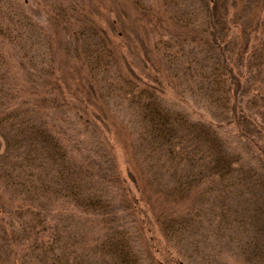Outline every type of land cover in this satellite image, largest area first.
<instances>
[{"label":"trees","instance_id":"16d2710c","mask_svg":"<svg viewBox=\"0 0 264 264\" xmlns=\"http://www.w3.org/2000/svg\"><path fill=\"white\" fill-rule=\"evenodd\" d=\"M262 3L0 0V264H264V61L246 39ZM163 81L206 119L166 105ZM109 108L132 116L134 191Z\"/></svg>","mask_w":264,"mask_h":264},{"label":"rangeland","instance_id":"374dc122","mask_svg":"<svg viewBox=\"0 0 264 264\" xmlns=\"http://www.w3.org/2000/svg\"><path fill=\"white\" fill-rule=\"evenodd\" d=\"M262 4L264 7V0ZM254 16L256 17L258 15L254 14ZM230 36H232V38L233 36H235V39L233 38L234 42L232 45L234 44L239 45L240 42L241 43L244 42V38H242V34L240 30L238 29H231ZM257 36L258 37H256L255 34L253 33H249L246 39L248 40L250 44L249 47L253 50L251 52L252 53L256 52L255 54H257L258 56L261 55L260 57L264 61V35H257ZM38 43L39 42H37L35 46L36 50L34 51V54H36L37 52L40 53L43 51L41 49V51L39 52ZM11 73H12L11 75L14 76L13 77L14 86L16 88L24 89L26 85L20 79L19 75L15 72V70H12ZM163 82H164L163 83L164 95L162 96V99L163 101H165L166 105L170 106V108L174 109L175 111L185 113L192 120H198L200 118L203 120L206 119L205 113H203V111L199 109L200 108L199 105H197L193 101V99H191L188 96L187 93L184 95L185 97L182 98V96L180 97L178 95L177 89L176 87H174V84H168L167 86L166 85L167 82L166 81H163ZM109 110L115 117V120L113 119L115 123H113L112 128L109 131V135H107L106 138H107L108 143H110L112 147L116 168L121 178L125 180V186L132 191L134 189L133 187L134 185L130 182V179L128 178V170L130 169V166H129V163L126 157L128 154L126 133H125V130L123 131L120 127H118V123L121 124V120H122L124 122L123 125H126V131L128 132V127L126 123L132 116L131 114H129V112H126L124 109L122 110V109L116 108L115 110L114 108H109ZM67 120L68 122L71 120H74V116L71 113L70 114L66 113L61 118V121L55 118L54 123L60 128L61 131H63L64 129L65 130L68 129L66 134L71 135L72 133L70 132V128H68L69 125H68ZM69 137L70 136H67L68 141L70 139ZM63 138L64 140H66L65 137ZM224 139H225V144H227L232 151H236V153H241L240 156L242 157L243 161H246L247 156L245 154V151L240 148V145H242V143H238L239 144L238 146L234 141V139L236 138L233 136V134H224ZM71 140L79 141V140H83V137L79 135L74 138H71ZM249 163H251V161H249ZM139 187L141 188V186ZM138 228L139 230L136 232L137 234L136 237H139V238L136 240L135 246H136V249H138L139 254L144 259V256H146V254H149L150 248H152V246H155V242L149 241L150 235L152 234V229H151L152 226L149 229L148 233H147L148 229H146V226H143L142 228H140L139 226ZM154 235L158 241V246L160 247L163 243L160 242V240L158 239V235L155 234V232H154ZM146 251H148V253ZM152 254L156 258L158 257V253H154L153 249H152ZM160 254L162 255L163 252H160ZM143 262L145 264H150L149 262L146 263V258L143 260Z\"/></svg>","mask_w":264,"mask_h":264}]
</instances>
